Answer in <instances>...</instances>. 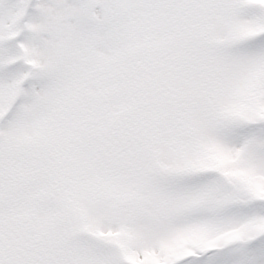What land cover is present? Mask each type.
<instances>
[{
  "label": "snow or ice",
  "instance_id": "1",
  "mask_svg": "<svg viewBox=\"0 0 264 264\" xmlns=\"http://www.w3.org/2000/svg\"><path fill=\"white\" fill-rule=\"evenodd\" d=\"M0 264H264V0H0Z\"/></svg>",
  "mask_w": 264,
  "mask_h": 264
}]
</instances>
